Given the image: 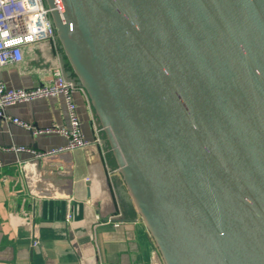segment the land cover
<instances>
[{"label":"water","instance_id":"water-1","mask_svg":"<svg viewBox=\"0 0 264 264\" xmlns=\"http://www.w3.org/2000/svg\"><path fill=\"white\" fill-rule=\"evenodd\" d=\"M163 264H264V0H45Z\"/></svg>","mask_w":264,"mask_h":264},{"label":"crops","instance_id":"crops-1","mask_svg":"<svg viewBox=\"0 0 264 264\" xmlns=\"http://www.w3.org/2000/svg\"><path fill=\"white\" fill-rule=\"evenodd\" d=\"M37 64L26 53L25 69L1 68L0 80L14 88L36 85V72L26 69ZM75 101L82 132L93 139L89 102L81 92ZM65 105L62 95L10 104L7 114L31 128L0 118V146H64V136L44 130L68 126ZM0 154V264H163L138 211L119 197L123 181L120 173H108L107 163L116 166L111 152L105 156L90 144L41 158L28 152Z\"/></svg>","mask_w":264,"mask_h":264},{"label":"built area","instance_id":"built-area-1","mask_svg":"<svg viewBox=\"0 0 264 264\" xmlns=\"http://www.w3.org/2000/svg\"><path fill=\"white\" fill-rule=\"evenodd\" d=\"M26 53L32 54L37 65L27 68L34 70L37 75V84L31 87L14 88L0 80V118L23 128L31 126L18 117L7 114L8 106L30 101L38 97L62 95L68 112V126L53 124L45 132L58 133L67 139L64 146L36 150L23 145L0 146L1 151L28 152L35 158L46 157L51 154L70 151L76 148L96 144L106 156L110 153L106 145L102 127L99 125L94 110L90 105L88 95L83 87L77 85L74 78L66 75L63 52L59 47L56 30L50 17V10L45 0H0V69L16 66L25 69ZM81 92L89 102V112L93 122L94 138L87 139L82 132V121L77 112L75 94ZM108 173H119L118 166L110 167ZM4 166L0 154V172ZM71 218V212L68 213ZM113 216L108 219L112 222ZM114 221V220H113ZM116 226L119 223H114ZM37 242H34V245Z\"/></svg>","mask_w":264,"mask_h":264},{"label":"trees","instance_id":"trees-1","mask_svg":"<svg viewBox=\"0 0 264 264\" xmlns=\"http://www.w3.org/2000/svg\"><path fill=\"white\" fill-rule=\"evenodd\" d=\"M63 60H64V65H65V67H67L68 63H67V61H66L64 55H63Z\"/></svg>","mask_w":264,"mask_h":264}]
</instances>
